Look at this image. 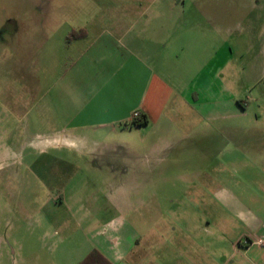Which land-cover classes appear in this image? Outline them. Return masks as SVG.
<instances>
[{"label": "rangeland", "instance_id": "rangeland-1", "mask_svg": "<svg viewBox=\"0 0 264 264\" xmlns=\"http://www.w3.org/2000/svg\"><path fill=\"white\" fill-rule=\"evenodd\" d=\"M132 23L138 31L165 26L170 79L182 96L196 71L218 68L221 85L230 82L233 91L221 101L248 103L258 123L245 126L247 133L264 132V0H0V264H79L98 241L129 248L149 229L165 232L160 243L170 245L199 223V210L210 211L196 207V189L179 182L195 161V140L179 139L197 131L183 121L187 107L168 110L170 124L118 125L108 136L97 125L105 120L96 113L93 87L116 75L104 70L115 45L102 59L100 37ZM72 30L87 37L68 43ZM90 47L94 54L80 62L90 65L86 72L60 79ZM138 77L143 91L147 76ZM79 86L84 100L76 106L88 108L83 120H72L79 112L68 92ZM167 167L170 173H162ZM92 197L98 204L89 210H102L83 219L74 201ZM211 254L199 256L210 262Z\"/></svg>", "mask_w": 264, "mask_h": 264}, {"label": "crops", "instance_id": "crops-1", "mask_svg": "<svg viewBox=\"0 0 264 264\" xmlns=\"http://www.w3.org/2000/svg\"><path fill=\"white\" fill-rule=\"evenodd\" d=\"M136 24L121 26L100 37H104L100 40L102 59L105 58L104 52L107 54L106 48L115 45L112 59L108 60L104 70H114L116 75L106 77L103 83L93 87L99 94L96 113L105 120L97 125L110 130L107 136L115 133L118 125L135 128L137 126L131 125L134 113L145 115L148 124H170L172 120L165 113L169 110L172 114L173 109L187 107L185 111L189 110V116L185 113L183 121L195 124L197 131L184 133L179 139L195 140V161L185 166L179 182L183 188L196 189V207L211 206V209L199 210L193 215L199 223L181 232L173 244L169 245L166 239L160 243V238L166 237L165 232L157 234L149 229L137 234L129 248L117 243L107 249L106 240H103L95 243L92 249L98 250L112 264H189L188 255L195 258L194 264H264V132L247 133L251 124L258 123V117L251 118L246 102H240L239 107L232 97L221 101V94H232L233 91L230 92V82L224 81L221 85V70L218 68L208 69L205 74L196 71L197 78L191 91L182 96V90L174 87L170 79L172 65L167 64L166 53L171 37L162 38L165 26L159 24L157 28L148 23L138 31L135 30ZM196 26L202 28L200 24ZM86 37L87 31L76 40ZM91 50L90 47L63 71L60 79L71 72L85 73L90 65L80 62L86 55L94 54ZM77 64L81 65L78 69ZM123 70L128 73L127 78L118 74ZM141 73L147 76L143 91L140 90L143 80L141 82L138 77ZM75 89L68 92L73 97L70 108L79 112V116L74 115L72 120H83L78 118L88 107L82 103L76 106L84 97L77 91L80 86ZM62 96L63 93L59 94L57 100L62 101ZM124 99L128 105L122 104ZM204 125L207 130L210 128L208 132H204ZM68 142L73 143L72 140ZM169 168H164L162 173H170ZM164 180L169 183L170 178ZM74 203L81 206L79 211L83 219H95L102 210L100 207L89 210L98 204L93 197L85 201L76 199ZM86 206L87 212L84 211ZM181 217L184 221L189 219L188 216ZM258 241L262 244L258 245ZM204 252L212 253L210 262L199 256Z\"/></svg>", "mask_w": 264, "mask_h": 264}, {"label": "trees", "instance_id": "trees-1", "mask_svg": "<svg viewBox=\"0 0 264 264\" xmlns=\"http://www.w3.org/2000/svg\"><path fill=\"white\" fill-rule=\"evenodd\" d=\"M81 34L71 31L69 35L67 36L66 40L69 43L71 39H80L83 37L84 31H80ZM148 120L146 116H139L137 119H134L131 122L132 126H141L144 124H147ZM79 264H112L108 259H106L98 250L92 249L89 254L79 263Z\"/></svg>", "mask_w": 264, "mask_h": 264}, {"label": "built area", "instance_id": "built-area-1", "mask_svg": "<svg viewBox=\"0 0 264 264\" xmlns=\"http://www.w3.org/2000/svg\"><path fill=\"white\" fill-rule=\"evenodd\" d=\"M132 117H133V119H137L139 117V115L137 113H134ZM257 244L261 245L262 241H258Z\"/></svg>", "mask_w": 264, "mask_h": 264}]
</instances>
